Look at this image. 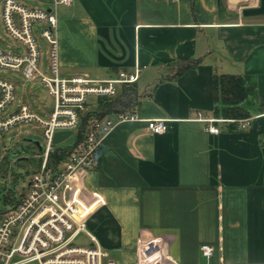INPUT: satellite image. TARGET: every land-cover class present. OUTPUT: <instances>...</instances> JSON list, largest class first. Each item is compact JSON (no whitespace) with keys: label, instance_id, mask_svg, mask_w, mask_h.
<instances>
[{"label":"crops","instance_id":"0c3cea01","mask_svg":"<svg viewBox=\"0 0 264 264\" xmlns=\"http://www.w3.org/2000/svg\"><path fill=\"white\" fill-rule=\"evenodd\" d=\"M225 2L72 0L57 8L62 76L139 69L124 111L137 119L104 134L95 166L78 174L85 229L123 263L136 261L138 239L160 238L178 264H264V14H241L259 0L238 9ZM180 59L198 63L165 79L166 64ZM215 73L255 80L249 124L220 120L209 131ZM149 119H165V132L151 133ZM204 243L214 246L209 258Z\"/></svg>","mask_w":264,"mask_h":264},{"label":"built area","instance_id":"2783aa9c","mask_svg":"<svg viewBox=\"0 0 264 264\" xmlns=\"http://www.w3.org/2000/svg\"><path fill=\"white\" fill-rule=\"evenodd\" d=\"M71 1L48 0V8H39L19 0H2L1 15L5 30L18 42L20 50L11 52L0 48V68L20 72L24 80L39 77L52 94L54 105L47 120L31 112L24 102L4 114L14 101L15 83L0 78V130H8L21 121H35L42 127L45 138L43 149L41 147L37 151L34 147L35 151L41 153L37 166L31 169L28 178L21 176L17 179H24L27 187L23 185L20 190H14L13 203L0 212V264H126L111 257L86 231V211L77 197L81 192L78 174L95 166L103 135L119 121L137 119V114L119 112L93 119L82 140L67 145L71 148L62 160L54 162L50 159L60 146L53 143L55 132L70 130L71 135L74 134L82 113L88 111L97 98L113 97L119 86L134 83L139 77L138 68L120 70L107 79L60 74L57 8ZM39 37L44 38L49 47L46 70L39 67ZM204 120L210 123L211 133L217 131L213 123L220 120L237 121L238 127L249 124L248 118L210 117ZM146 122L151 133L161 134L166 130L165 119H149ZM81 231L87 233L90 245L74 242ZM213 251L211 244L200 245V252L205 258L211 257ZM133 264L178 263L164 254L160 238H152L137 240L136 261Z\"/></svg>","mask_w":264,"mask_h":264},{"label":"rangeland","instance_id":"374dc122","mask_svg":"<svg viewBox=\"0 0 264 264\" xmlns=\"http://www.w3.org/2000/svg\"><path fill=\"white\" fill-rule=\"evenodd\" d=\"M19 1L28 6L45 8L43 7L44 4L37 0ZM244 2L245 0H226L225 4L228 3L230 7L238 9L239 5H242ZM1 14L2 0H0V48L11 52H18L20 50V45L5 30ZM38 42L41 54L39 67L41 69L43 68L42 70H46L48 64V45L42 37L38 38ZM0 78H7L15 82L14 101L6 108L4 114L13 111L17 105L24 102L29 105L31 112L38 115L41 119L47 120L49 118V113L53 109L54 98L47 86L40 81L39 77H35L33 80H24L20 72L18 73L7 68H0ZM253 99V97L248 98L244 106H251ZM77 133L78 128L75 129L74 134L58 145L65 146L71 144L75 141ZM30 140L37 141L42 149L45 146L43 129L35 121H21L12 125L8 130H0V160L6 157L9 162V173L11 174L12 171L19 172L24 174V179L28 178L29 173H25L26 167L19 166V163L28 161L30 164V162L32 163L34 160H38L41 157V153L35 151L34 148L31 147L32 143ZM10 174L5 177H0L1 209L5 207L1 197L4 191L6 192L9 189L20 190L23 185L27 187V185L23 183L24 179L19 178V181H13ZM74 242L85 246L91 243L85 231L78 233ZM113 257L117 256L113 255Z\"/></svg>","mask_w":264,"mask_h":264},{"label":"trees","instance_id":"16d2710c","mask_svg":"<svg viewBox=\"0 0 264 264\" xmlns=\"http://www.w3.org/2000/svg\"><path fill=\"white\" fill-rule=\"evenodd\" d=\"M198 63L197 59H180L176 62L166 64L165 79H173L181 74L188 68L194 67ZM134 83L123 84L122 92L119 96L114 97H101L97 98L94 103V107L88 111L82 113L80 117V123L78 126V133L74 143H78L82 140L85 130L88 124L93 119H99L106 114L114 112H124L127 108L131 107L133 96L135 93ZM257 95V86L253 78L246 74H232L221 73L214 74L213 77V115L222 119H240L249 116L248 107L244 106L248 98H255ZM31 147L38 151V145L31 144ZM70 146H58L56 152H54L50 159L54 162L62 160ZM40 158L34 160L30 164L28 161L19 163V166L26 167L25 173H29L31 169L37 166ZM6 157L0 160V176L5 177L9 173V162L7 163ZM13 181H17L18 177L23 176L19 172L10 174ZM4 190V189H3ZM2 191V190H1ZM13 189L4 191L2 193V200L4 208H0V212H3L7 205L13 203Z\"/></svg>","mask_w":264,"mask_h":264},{"label":"water","instance_id":"95a60500","mask_svg":"<svg viewBox=\"0 0 264 264\" xmlns=\"http://www.w3.org/2000/svg\"><path fill=\"white\" fill-rule=\"evenodd\" d=\"M241 14L243 16L264 14V0H259L258 5H256V6L244 7L241 10ZM71 133L72 132L70 130L55 132L54 137H53V143L58 144V143L64 141L65 139H67L71 135ZM30 142H33L36 145H38L39 150L41 149V146L39 145V143L37 141L30 140Z\"/></svg>","mask_w":264,"mask_h":264}]
</instances>
